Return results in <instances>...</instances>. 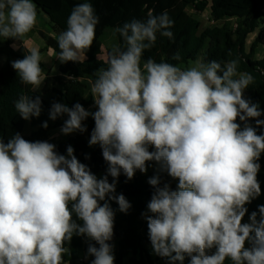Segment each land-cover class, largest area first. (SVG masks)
<instances>
[{
    "label": "clouds",
    "instance_id": "obj_1",
    "mask_svg": "<svg viewBox=\"0 0 264 264\" xmlns=\"http://www.w3.org/2000/svg\"><path fill=\"white\" fill-rule=\"evenodd\" d=\"M36 19L33 0H0L3 40H20ZM98 23L91 3L75 5L57 37L56 59L81 62ZM173 26L164 11L114 30L124 46L112 48L107 68L97 69L91 81L95 111L79 102L51 104L49 119L66 117L62 135L84 133V122L94 120L88 144L101 148L107 164L102 177L70 145L60 154L54 143L29 141L19 132L0 138V264H63L65 244L74 236L89 241L90 264H114L111 202L125 214L132 207L116 191L119 177L130 181L137 171L147 173L149 163L155 166L148 179L154 191L142 216L155 255L167 264H184L186 257L188 264H264V205L242 223L246 205L261 195L264 131L258 129L264 128V111L244 95L255 78L238 71V59L197 60L191 67L143 60L157 33L173 38ZM40 65L37 48L11 63L36 89L45 80ZM14 106L27 121L41 115L42 99L21 95ZM164 175L177 181L175 189Z\"/></svg>",
    "mask_w": 264,
    "mask_h": 264
},
{
    "label": "trees",
    "instance_id": "obj_2",
    "mask_svg": "<svg viewBox=\"0 0 264 264\" xmlns=\"http://www.w3.org/2000/svg\"><path fill=\"white\" fill-rule=\"evenodd\" d=\"M37 13L48 17L51 25L58 35L66 30L67 19L77 4L89 2L92 4L95 14L99 17V23L95 28V39L89 50L85 52V58L81 62L61 63L59 73L52 74L50 68L41 61L45 80L42 93H38L31 85L24 84L17 72L11 67V63L23 59L27 54L22 50H15L11 45L14 39L3 40L0 37V56L5 57L4 65L0 68V138L5 141L19 132L26 140H47L51 143L52 133L59 130L66 117L49 119V110L53 102H61L71 107L79 102L85 109L93 105L92 97H88L91 81L94 80L97 69L107 68L106 61L112 48L116 45L124 46L122 37L115 33V29L125 22L133 19L145 20L149 13L159 15L167 11L174 21L170 29L173 38L160 36L157 33V41L150 50H145L143 60L149 57L157 62L166 61L174 65H187L203 59V62L216 60L222 64L230 59H238V71L249 72L255 78L253 84L245 90L246 98L260 105L264 111V58L255 59L258 48H264V0H33ZM193 7L197 15L210 10L211 18L222 23L200 33L202 23L189 12ZM110 32L112 35L109 37ZM257 33V38L250 49L247 41L250 35ZM46 47L57 55L60 52L57 40L40 34ZM179 53L181 60H173L174 54ZM231 52V55L228 53ZM21 95L42 99V112L37 117L24 120L15 109V102ZM47 96H51L48 100ZM264 120V115L260 117ZM47 121L48 128L42 127ZM87 131L75 133L66 142L55 144L60 154H66L67 146L74 148V154L91 171L97 175H105L107 164L102 157L99 145L89 146L91 131L94 128V120L89 117L85 122ZM253 125L254 121H250ZM264 128L258 129V132ZM261 165L257 179L261 186V195L247 204L248 213L242 223L249 222V215L258 211L259 205H264V154L259 161ZM155 166L149 163L147 173L137 171L134 178L126 181L121 175L117 184V193H122L129 200L132 207L127 214L118 210V205L111 202L115 210L114 236L110 242L114 245V264H126V259L140 257L139 264H144L145 259L149 264L160 262L167 264L165 259L154 260L149 252L151 242L148 236L147 222L142 213L147 210V203L154 191L149 185L148 179L155 174ZM111 181V177H109ZM163 182H169L173 189L177 181L164 175ZM89 241L86 238L74 236L71 243L65 244L69 249L64 254L63 264H90L93 257L85 259ZM246 247H250L246 243ZM211 251H214L211 250ZM211 254V252L209 253ZM184 264H188L185 258ZM225 264H231L226 260Z\"/></svg>",
    "mask_w": 264,
    "mask_h": 264
},
{
    "label": "rangeland",
    "instance_id": "obj_3",
    "mask_svg": "<svg viewBox=\"0 0 264 264\" xmlns=\"http://www.w3.org/2000/svg\"><path fill=\"white\" fill-rule=\"evenodd\" d=\"M189 12L195 18H197V19H199L201 21L202 26H201V29H200V33L203 32L206 29L213 28V27L219 25L217 22H215L211 18L210 13L197 15L195 10L193 9V7L189 8ZM36 23L38 24V27H43V28L46 29L45 24L42 25L39 22H36ZM221 24L222 23H220V25ZM111 35H112V32H110L109 37ZM253 36H255V35H253ZM252 38H254V37H251V39H249V42H248V45H247L248 50L250 49V47L252 45V40H253ZM23 41H24V43H26V47H27L28 50L31 49V48H37L39 50V52H40V55H41V51L44 49L46 51V53L44 55V58H42V61L50 68V70L52 71V74L57 75L59 73L60 62H59V60L56 59L57 54L54 51H52V50H49L47 52L46 46H43L42 38L37 33H30L29 35L26 34L23 37ZM20 50L25 52L24 49H20ZM262 58H264V48L260 47L256 51L255 59H262ZM199 60L203 61V59L201 57H200ZM4 62H5V57L0 56V68L4 65ZM194 64H195V62H191V63H189L187 65H181L180 67H191V66H194ZM43 87H44V82H43V84L41 85V87L39 89L35 88V90L38 93H42ZM88 97L91 98L90 90L88 91ZM47 99L50 100L51 96H47ZM87 110L95 111L94 105H92L91 107L87 108ZM74 135H75V133L67 135V136L62 135L60 133V129H59V130H56V131H54L52 133L51 140H52V142L54 144H59V143H62V142H66L70 137H73ZM152 170H154V169H152ZM102 176L103 175H99L98 177H102ZM148 249H149V252H150L152 258L155 260L157 258V255L154 254V252L152 250V246L149 247ZM139 260H141L140 257L133 258V259L130 257V258L126 259L125 262H126V264H139ZM143 263L144 264H149L147 259H145L143 261ZM155 264H161V263L160 262H155Z\"/></svg>",
    "mask_w": 264,
    "mask_h": 264
},
{
    "label": "crops",
    "instance_id": "obj_4",
    "mask_svg": "<svg viewBox=\"0 0 264 264\" xmlns=\"http://www.w3.org/2000/svg\"><path fill=\"white\" fill-rule=\"evenodd\" d=\"M205 13H210V10L208 9V10H207L206 12H204L203 14H205ZM48 20H49V19H48L47 16L37 13V19H36V22H39V23H41L42 25L45 24L46 29L43 28V27H38V24L36 23L35 26L32 28V30H31L29 33H27V34L29 35L30 33H37V34L40 36L41 33H44L46 36L51 37V38L57 40L58 33L54 30L53 26L50 24V22H49ZM198 20H199V19H198ZM218 24L220 25V23H218ZM253 35H255V36H253ZM40 37H41V36H40ZM251 37H254V38H252V39H253V40H252V43H253V42L255 41V39L257 38V33L250 35V37L248 38V41H247V45H248L249 39H251ZM20 40H21V41H20ZM20 40H18V41H16V42L14 43V44H16V45L18 46L17 49H15V50L18 51V50H20V49H24V50H25V53H27V50H28V49H27V47H26V43H24V41H23V37H21ZM42 41H43V46H46L45 41H44L43 39H42ZM46 49H47V52H48L49 50H51V49H48L47 47H46ZM45 53H46V51L43 49V50L41 51V61H42V58H44ZM83 60H84V59H83ZM83 60H82V61H83ZM59 62H60V61H59ZM60 65H61V62H60ZM244 95H245V97L248 96L247 93H244Z\"/></svg>",
    "mask_w": 264,
    "mask_h": 264
}]
</instances>
